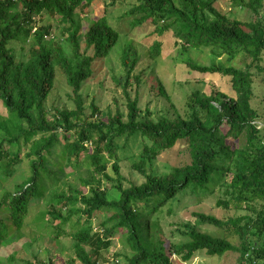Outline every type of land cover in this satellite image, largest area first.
<instances>
[{
    "label": "trees",
    "instance_id": "1",
    "mask_svg": "<svg viewBox=\"0 0 264 264\" xmlns=\"http://www.w3.org/2000/svg\"><path fill=\"white\" fill-rule=\"evenodd\" d=\"M94 1L0 0V182L5 187L0 247L36 226L55 240L70 237L74 261L80 264H97L117 234L121 250L115 256L125 264L187 262L201 250L208 255L237 251V264H264V123L256 121L251 105L253 74L248 68L202 64L188 55L202 47L230 56L243 50L262 71L264 0H231L251 10V20L228 16L215 0H137L123 12L130 26L151 25L158 36L144 53L149 59L161 54L160 38L171 32L188 71L228 78V91L192 89L184 115L175 118L153 116L148 107L141 108L138 93L132 97L128 86L141 82L140 73H134L141 54L135 49L131 59L129 44L121 54L123 74L114 79L122 87L124 108L116 104L114 110H104L93 100L85 105L81 88L94 72L93 61L108 56L120 41L109 10L116 1L125 2L103 0L102 10L95 8V17L83 29L77 12L87 14ZM58 20L63 27L68 24L61 36L68 53L55 42L53 25ZM19 49L25 58L19 57ZM57 66L71 88L74 107L49 111L45 103ZM138 136L141 150L132 167L144 180L124 185L118 139ZM177 142L188 149L186 163L164 174L146 171L147 162ZM24 161L27 174L18 171ZM215 184L229 195L217 205L233 204L238 212L226 219L194 212L196 224L236 234L238 245L189 225L187 238L179 243L156 235L159 223L151 219L161 206L174 204L184 193L206 194Z\"/></svg>",
    "mask_w": 264,
    "mask_h": 264
},
{
    "label": "rangeland",
    "instance_id": "2",
    "mask_svg": "<svg viewBox=\"0 0 264 264\" xmlns=\"http://www.w3.org/2000/svg\"><path fill=\"white\" fill-rule=\"evenodd\" d=\"M108 1V0H107ZM137 3V0H125L123 4H116L109 10V20L120 31V41L112 49L111 53L104 57L95 59L92 64L94 70L91 77L85 81L81 88V93L88 105L92 100L96 102L102 109L110 108L114 110L116 104L124 108L125 100L122 87L115 82V78L123 74L121 65V54L123 48L129 44L130 58L134 56L135 49L141 54V59L135 67L134 73H140L141 82L137 85L132 82L128 86L132 97L138 93L139 103L142 109L149 108L153 116L166 115L175 118L178 115H184L186 111L187 93L192 89H200L204 92H210L213 87H219L223 91H228L229 81L227 77L209 74H200L196 71L190 72L182 63V55L175 45L171 32L164 34L160 39L163 40V49L161 54L154 60L144 55L154 39L158 36L152 33L151 25L133 28L129 25V19L123 18L121 15L131 5ZM215 5L223 10L228 16L241 19L251 20L255 17L254 13L247 7L236 5L231 0H215ZM104 7L103 0H95L87 14L77 12L76 18L81 23L83 29L87 26L88 21L95 17L96 11L102 10ZM264 14V7L260 10ZM55 42H59L68 53L70 48L61 38L64 23L54 22ZM80 40L82 46L85 47L84 38L81 35ZM28 46L22 50L27 53ZM92 49H88V53L92 54ZM21 49L17 50L20 58ZM217 48L202 47L198 50L191 49L188 55L199 63L206 65L218 66H235L238 68H248L253 74L254 94L251 100L252 107L257 111V122L260 126L264 123V52L261 64L262 71H258L251 62V58L243 51L239 50L235 56L228 54H217ZM191 83L187 84L186 81ZM160 88L164 90V94ZM71 88L67 85L65 75L60 67H56L54 87L50 91L46 108L52 111L54 107L72 108L74 103L72 100ZM3 112L0 103V113ZM264 137V135H263ZM264 141V138H263ZM142 138L131 137L127 140L118 139L122 148L118 149L119 159L121 161V172L126 180L123 182L140 183L144 180L137 170L132 167L134 161H138L141 150ZM188 149L182 142H177L170 150L160 153L158 157L151 162L145 164L147 172L156 174L168 173L174 166L184 164L188 161ZM19 172L28 173L27 162L20 164ZM81 174L85 175L83 170ZM72 183L76 180L74 176L70 177ZM225 187L218 184L211 185V189L206 194L195 195L193 193H184L178 197L174 204L167 203L159 208L152 221L157 220L160 231L156 235L161 234L168 242L179 243L187 238L186 225L196 227L200 231L207 232L217 236H227L234 244L238 245L240 240L236 234L227 233L222 228L210 224H196L194 212H205L213 214L220 218H229L238 211L234 209V205L230 204L228 208L224 205H217V201L228 200L225 193ZM5 191V187L0 182V198ZM111 195H115V191H110ZM24 236L7 246L0 247V264H29L32 260H43L47 264H80L74 261V251L72 250V239L70 237H61L55 240L47 234L46 230L37 229L36 226L29 227L24 230ZM113 239L112 246L103 251L99 256L97 264H125L122 258H116L115 252L121 250L119 234ZM32 237L36 238L32 241ZM239 253L237 251H226L221 255H208L205 251H198L197 255L191 260L174 264H237ZM174 259L177 255L173 254ZM118 259V260H117ZM117 260V261H116Z\"/></svg>",
    "mask_w": 264,
    "mask_h": 264
}]
</instances>
